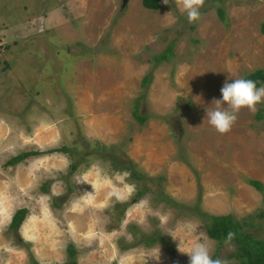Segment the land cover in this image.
<instances>
[{"label":"rangeland","instance_id":"obj_1","mask_svg":"<svg viewBox=\"0 0 264 264\" xmlns=\"http://www.w3.org/2000/svg\"><path fill=\"white\" fill-rule=\"evenodd\" d=\"M159 2L0 0V264L62 262L70 243L76 264H143L158 249L148 264H188L178 245L200 232L235 261L205 213L264 238V193L247 181L264 184V102L227 134L206 117L225 80L264 68V0H205L194 23ZM156 231L165 243L140 240Z\"/></svg>","mask_w":264,"mask_h":264},{"label":"trees","instance_id":"obj_2","mask_svg":"<svg viewBox=\"0 0 264 264\" xmlns=\"http://www.w3.org/2000/svg\"><path fill=\"white\" fill-rule=\"evenodd\" d=\"M160 0H141L142 4L151 9H157L160 6ZM220 14H222V10L219 9ZM170 52V48L166 47L161 53L157 54L155 58L164 59L167 58ZM148 76L143 77V82L147 81ZM244 79H251L256 82L257 87H260L264 82V68H256L255 70L247 73ZM139 118H144L145 114H138L135 112ZM57 149H67L65 146H61ZM29 153H35L34 150L24 151L19 153L13 157H11L8 161L9 163H14L17 160L23 158ZM113 163H117V160L112 161ZM75 166V164H72ZM119 167L131 168L132 177L140 179L142 176L132 168L131 164L128 165H119ZM247 181L253 185L256 189L264 193V184L259 179L248 178ZM45 188V187H44ZM138 194L142 193V189H137ZM27 213L26 207L17 208L13 214L11 215L10 221L8 223V227L10 229H17L21 222L24 220ZM205 228L207 234L222 242L226 240L227 234L229 232L234 233V238L232 241L234 243V249L230 253L231 256L236 258L235 261L227 262V264H264V238L254 236L250 230L244 228V224L252 225V222H239L236 220L232 214H213V213H205ZM140 240L145 244H152L155 242H163L165 243V238L160 235L156 231V233L142 234ZM128 243L123 244L122 246H126ZM127 247V246H126ZM69 258L65 259L62 262H56L54 264H76V250L73 245L70 243L67 247ZM43 264V263H37Z\"/></svg>","mask_w":264,"mask_h":264},{"label":"clouds","instance_id":"obj_3","mask_svg":"<svg viewBox=\"0 0 264 264\" xmlns=\"http://www.w3.org/2000/svg\"><path fill=\"white\" fill-rule=\"evenodd\" d=\"M162 3L168 5L170 0H162ZM174 3L182 13L186 14L188 22L194 23L201 18L200 9L203 8L205 0H174ZM230 81L225 80L220 89L222 98L213 99L212 105L214 104L215 107L211 110L209 108L206 110L208 123L221 135L231 131L242 108L255 112L256 105L264 102V86L257 87L256 82L251 79L237 78L230 79ZM85 182L88 183L86 177L83 183ZM188 231L193 232L195 229L188 225ZM234 235L232 232L227 234L226 245L233 240ZM197 236L196 243L187 251L182 250L180 244L178 245V251L182 254H187L189 257L188 264H227L224 259L213 258L212 245L207 239L202 238V232ZM172 238L177 240L174 236ZM146 258L159 262L160 249L156 250L154 255L146 254L143 258V264H148V259Z\"/></svg>","mask_w":264,"mask_h":264},{"label":"water","instance_id":"obj_4","mask_svg":"<svg viewBox=\"0 0 264 264\" xmlns=\"http://www.w3.org/2000/svg\"><path fill=\"white\" fill-rule=\"evenodd\" d=\"M129 0H121V5H125Z\"/></svg>","mask_w":264,"mask_h":264}]
</instances>
